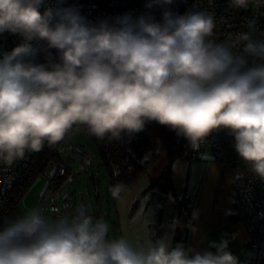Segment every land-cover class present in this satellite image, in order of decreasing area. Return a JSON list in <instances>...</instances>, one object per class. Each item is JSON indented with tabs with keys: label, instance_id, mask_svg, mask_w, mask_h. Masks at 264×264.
I'll use <instances>...</instances> for the list:
<instances>
[{
	"label": "clouds",
	"instance_id": "clouds-1",
	"mask_svg": "<svg viewBox=\"0 0 264 264\" xmlns=\"http://www.w3.org/2000/svg\"><path fill=\"white\" fill-rule=\"evenodd\" d=\"M40 2L0 0V33L22 37L0 56V166L56 144L73 125L119 139L155 121L194 146L227 129L237 155L264 180V34L251 20L218 40L215 17L203 10L164 11L162 23L128 13L92 23L71 6L41 12ZM250 5L264 0H230L233 8ZM38 51L44 62H35ZM109 191L115 200L127 195L122 183ZM109 232L85 204L56 217L29 207L0 225V264H238L225 238L210 242L214 251H195L167 236L134 247Z\"/></svg>",
	"mask_w": 264,
	"mask_h": 264
},
{
	"label": "rangeland",
	"instance_id": "rangeland-1",
	"mask_svg": "<svg viewBox=\"0 0 264 264\" xmlns=\"http://www.w3.org/2000/svg\"><path fill=\"white\" fill-rule=\"evenodd\" d=\"M152 17L162 23L159 17ZM9 50V41L1 40L0 54ZM206 153H213L208 144L201 152ZM165 161V152L151 158L146 169L126 187L127 195L115 200L94 144L85 136L81 125H73L57 142L43 170L19 197L17 215L29 207H40L46 215L56 217L85 204L94 218H102L109 224V238L113 241L124 238L134 247H143L148 238L167 236L171 244L177 202L156 186L149 185L150 176L155 175ZM188 168L189 161L185 158H176L171 164L173 183L179 194L185 188Z\"/></svg>",
	"mask_w": 264,
	"mask_h": 264
},
{
	"label": "trees",
	"instance_id": "trees-1",
	"mask_svg": "<svg viewBox=\"0 0 264 264\" xmlns=\"http://www.w3.org/2000/svg\"><path fill=\"white\" fill-rule=\"evenodd\" d=\"M186 4L187 0H173L172 5L164 8L155 4L151 16L162 20L164 11L183 16L186 14ZM1 40L8 39L0 36ZM49 51L55 56V49ZM81 127L85 136L94 144L99 160L107 171L109 188L120 183L127 187L146 169L151 158L165 152L166 161L155 175L150 176L149 185L156 186L161 193L175 198L177 206L171 232V245L174 246L180 242L186 248L190 200L184 192L179 194L176 190L171 174V164L176 158H185L188 161L202 158L201 152L207 144L218 152L215 157H223L214 130H211L194 146L183 134H177L170 126L155 121L146 122L143 132L135 135L122 133L119 139H97L88 133L84 125ZM56 144L52 146L45 144L40 151L32 152L25 169L11 186L0 189V225L5 218L17 215L16 203L19 197L34 176L43 170L47 160L54 154ZM146 154L149 157H146Z\"/></svg>",
	"mask_w": 264,
	"mask_h": 264
},
{
	"label": "built area",
	"instance_id": "built-area-1",
	"mask_svg": "<svg viewBox=\"0 0 264 264\" xmlns=\"http://www.w3.org/2000/svg\"><path fill=\"white\" fill-rule=\"evenodd\" d=\"M147 0H41L38 10L45 8L75 7L87 21L96 23L100 20L112 22L117 16L125 13L136 17L141 14H151L155 4L147 7ZM186 13L189 11L210 12L216 20L215 38L227 40L233 34L248 28L249 21L257 34H264V7L249 6L248 8H233L230 0H187ZM6 37L11 48L22 41L18 33L5 31L0 33ZM32 43L39 48L43 41ZM3 54H0L2 56ZM44 54L40 51L35 56V62H44ZM214 135L221 148L223 158L231 163H240L242 172L232 181L236 198L234 214L241 219L248 230L251 258L248 264H264V180L255 175L249 166L237 155L233 143L234 138L225 128L214 129ZM32 152L16 160L10 168L0 166V189L11 186L13 181L25 169ZM63 171V167L60 168Z\"/></svg>",
	"mask_w": 264,
	"mask_h": 264
},
{
	"label": "crops",
	"instance_id": "crops-1",
	"mask_svg": "<svg viewBox=\"0 0 264 264\" xmlns=\"http://www.w3.org/2000/svg\"><path fill=\"white\" fill-rule=\"evenodd\" d=\"M212 150L211 154H202V158L189 161L186 185L180 190L190 200L186 248L214 251L210 242L225 238L238 264H248L251 258L249 234L245 223L234 214L236 194L232 187L242 166L215 157L218 152Z\"/></svg>",
	"mask_w": 264,
	"mask_h": 264
}]
</instances>
